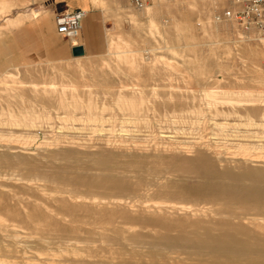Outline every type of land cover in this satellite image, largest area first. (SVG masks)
Wrapping results in <instances>:
<instances>
[{
  "label": "rangeland",
  "instance_id": "obj_1",
  "mask_svg": "<svg viewBox=\"0 0 264 264\" xmlns=\"http://www.w3.org/2000/svg\"><path fill=\"white\" fill-rule=\"evenodd\" d=\"M113 4L95 54L0 32V264H264V34Z\"/></svg>",
  "mask_w": 264,
  "mask_h": 264
},
{
  "label": "crops",
  "instance_id": "obj_2",
  "mask_svg": "<svg viewBox=\"0 0 264 264\" xmlns=\"http://www.w3.org/2000/svg\"><path fill=\"white\" fill-rule=\"evenodd\" d=\"M27 6H29V10H32V12L26 14L20 13L13 17L7 16L4 23L0 26V32L14 28L23 30L24 25L28 22L32 24L36 23L38 29L42 32L46 28L54 31L53 21L56 15L61 12H68L81 8L86 11V15L83 19L80 33L74 36L76 38H65L64 36L63 38L71 40V52L73 46L81 44L84 46L85 54L98 53L99 47H102L101 32L103 30V25L105 26L106 24L105 16L116 12L113 0H30ZM8 11H10V7L4 4L0 7V14ZM33 11H36L37 15L35 17L32 15ZM7 19L9 20L5 22ZM47 47L46 43V48Z\"/></svg>",
  "mask_w": 264,
  "mask_h": 264
},
{
  "label": "built area",
  "instance_id": "obj_3",
  "mask_svg": "<svg viewBox=\"0 0 264 264\" xmlns=\"http://www.w3.org/2000/svg\"><path fill=\"white\" fill-rule=\"evenodd\" d=\"M131 6L141 9L146 0H127ZM86 11L78 8L57 15V31L65 38L79 34ZM216 20L231 21L243 31H254L264 34V0H229V5L220 13H214ZM242 31V32H243Z\"/></svg>",
  "mask_w": 264,
  "mask_h": 264
},
{
  "label": "water",
  "instance_id": "obj_4",
  "mask_svg": "<svg viewBox=\"0 0 264 264\" xmlns=\"http://www.w3.org/2000/svg\"><path fill=\"white\" fill-rule=\"evenodd\" d=\"M72 52H73V54L75 56H77V55H84L85 54L84 46L81 45V44H77V45L73 46Z\"/></svg>",
  "mask_w": 264,
  "mask_h": 264
},
{
  "label": "bare ground",
  "instance_id": "obj_5",
  "mask_svg": "<svg viewBox=\"0 0 264 264\" xmlns=\"http://www.w3.org/2000/svg\"><path fill=\"white\" fill-rule=\"evenodd\" d=\"M72 38H76V37H72ZM133 192V191H132ZM129 197V196H128ZM134 198V197H133Z\"/></svg>",
  "mask_w": 264,
  "mask_h": 264
}]
</instances>
